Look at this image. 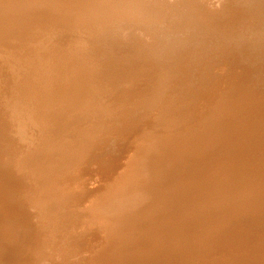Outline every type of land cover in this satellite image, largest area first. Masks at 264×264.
<instances>
[{"label":"bare ground","instance_id":"1","mask_svg":"<svg viewBox=\"0 0 264 264\" xmlns=\"http://www.w3.org/2000/svg\"><path fill=\"white\" fill-rule=\"evenodd\" d=\"M0 264H264V0H0Z\"/></svg>","mask_w":264,"mask_h":264}]
</instances>
